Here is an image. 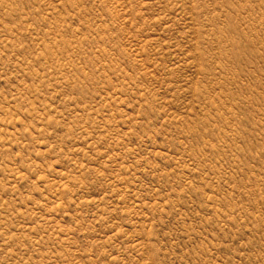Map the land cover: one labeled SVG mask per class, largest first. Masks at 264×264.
<instances>
[{"label": "rangeland", "instance_id": "1", "mask_svg": "<svg viewBox=\"0 0 264 264\" xmlns=\"http://www.w3.org/2000/svg\"><path fill=\"white\" fill-rule=\"evenodd\" d=\"M0 264H264V0H0Z\"/></svg>", "mask_w": 264, "mask_h": 264}]
</instances>
